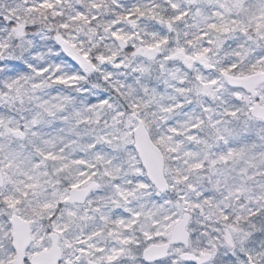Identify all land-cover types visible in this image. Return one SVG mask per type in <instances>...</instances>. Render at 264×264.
<instances>
[{"label":"snow or ice","instance_id":"6c2138e0","mask_svg":"<svg viewBox=\"0 0 264 264\" xmlns=\"http://www.w3.org/2000/svg\"><path fill=\"white\" fill-rule=\"evenodd\" d=\"M0 264H264V0H0Z\"/></svg>","mask_w":264,"mask_h":264}]
</instances>
